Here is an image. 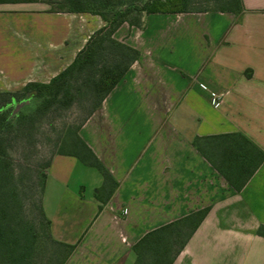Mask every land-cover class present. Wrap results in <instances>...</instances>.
Returning a JSON list of instances; mask_svg holds the SVG:
<instances>
[{
	"label": "crops",
	"instance_id": "obj_1",
	"mask_svg": "<svg viewBox=\"0 0 264 264\" xmlns=\"http://www.w3.org/2000/svg\"><path fill=\"white\" fill-rule=\"evenodd\" d=\"M242 5L116 28L139 56L77 133L117 186L102 202V171L73 155H55L45 176L51 235L75 244L64 264H134L142 236L203 208L171 264H264V159L239 189L231 182L264 153V0ZM106 23L0 3V91L50 82Z\"/></svg>",
	"mask_w": 264,
	"mask_h": 264
},
{
	"label": "trees",
	"instance_id": "obj_2",
	"mask_svg": "<svg viewBox=\"0 0 264 264\" xmlns=\"http://www.w3.org/2000/svg\"><path fill=\"white\" fill-rule=\"evenodd\" d=\"M38 0H0V3H20L35 2ZM49 3H51L49 1ZM57 8L50 9L52 11H68V12H89L99 14L106 20V24L96 30L86 41L85 45L78 51L73 62L67 66L62 72L56 75L48 83L28 82L21 89L15 91H0L1 95H10L15 100H11L7 105L15 104L14 110H19L25 100L36 97L41 100L36 110L42 111L44 108L53 105L69 106L74 99V91L80 90L75 85L81 76L85 75L84 84L87 88L88 96L95 97L94 102L88 108V113L83 121L97 109L106 95L123 77L131 64L138 58L139 51L128 44H125L114 38L113 33L116 28L123 22L130 25L141 26L142 18L129 17L134 9L129 7H114L111 0H62ZM242 0H224L217 8L213 9H190L189 0H147L138 10L144 12V15L154 12H187V11H204L219 10L233 11L238 13L242 10ZM143 15V16H144ZM9 96V97H10ZM17 97H21L18 103ZM81 122V124L83 123ZM13 124L12 116L4 114V106H0V129L11 127ZM80 127V125H79ZM78 127V128H79ZM78 131V129H77ZM244 142L249 141L241 134H237ZM75 145L80 147L81 152L76 153L77 158L83 162L96 166L102 171L105 181L101 187L106 192L105 200L113 192L117 186V182L111 180L107 171L101 163L91 154V151L85 142L76 132ZM257 151V161L249 169L241 167L237 172L242 175L240 182H234L233 186L239 189L244 181L253 173L257 166L264 159L263 151L255 148ZM5 151L0 149V249L6 245L9 251H13L12 244L19 241L14 235L12 228L14 224L22 223L26 217L24 210L27 205L32 206L36 210L35 218L38 216L45 220L49 229L50 241L57 246V250L51 252L49 264H64L75 248V244H67L54 239L50 232V220L46 217L42 206L43 183L40 189L36 191L38 197H27L25 188L14 183L6 182L3 176L6 174L7 161ZM2 161V162H1ZM3 164V166L1 165ZM49 166V165H48ZM230 180V178H228ZM98 196V194H97ZM207 208L197 210L189 215L181 217L175 221L162 225L154 230L147 232L133 246L136 254L134 264H171L177 254L183 249L186 242L193 234L199 223L204 218ZM257 233L264 236V225L257 229ZM20 242V241H19ZM17 243L18 246L20 243ZM25 248V247H24Z\"/></svg>",
	"mask_w": 264,
	"mask_h": 264
},
{
	"label": "rangeland",
	"instance_id": "obj_3",
	"mask_svg": "<svg viewBox=\"0 0 264 264\" xmlns=\"http://www.w3.org/2000/svg\"><path fill=\"white\" fill-rule=\"evenodd\" d=\"M49 1L51 3H49ZM114 7H129L134 9L129 17L142 18L144 12L138 10L147 0H111ZM62 0H38L33 3L35 7L53 9L57 8ZM224 0H189V8L213 9L219 7ZM84 76H81L76 83L80 90L74 91V99L69 106L53 105L38 112L36 107L41 100L32 97L25 100L19 110H14L15 104L7 105L16 98L10 95L0 96V106H4V114L12 116V126L0 129V149L5 151L4 158L7 161L6 174L3 179L11 184L20 185L25 188V194L33 199L38 197V191L42 181L43 194L45 189V176L48 165L57 154L73 155L81 152L80 147L75 145L76 132L88 108L94 102L95 97L88 96ZM10 96V97H9ZM21 97H17L20 102ZM22 100V99H21ZM2 162V161H1ZM94 171L95 168H92ZM89 184L91 176L85 175ZM73 187V181L70 185ZM54 196L50 194L52 199ZM26 217L22 223L14 224L15 230L11 235L19 239L12 244L13 251H9L6 245L0 249V264H49L51 252L57 250L49 237V229L45 220L40 216L37 218L36 210L27 205L24 210ZM25 247V248H24ZM58 254V250L56 251Z\"/></svg>",
	"mask_w": 264,
	"mask_h": 264
},
{
	"label": "built area",
	"instance_id": "obj_4",
	"mask_svg": "<svg viewBox=\"0 0 264 264\" xmlns=\"http://www.w3.org/2000/svg\"><path fill=\"white\" fill-rule=\"evenodd\" d=\"M212 104L215 107H218L220 105V95H216L212 98ZM124 212H126V210H124Z\"/></svg>",
	"mask_w": 264,
	"mask_h": 264
}]
</instances>
